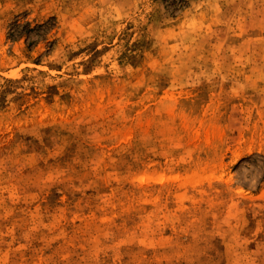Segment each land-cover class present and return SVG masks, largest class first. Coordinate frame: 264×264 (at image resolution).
I'll return each instance as SVG.
<instances>
[{
  "label": "rangeland",
  "instance_id": "rangeland-1",
  "mask_svg": "<svg viewBox=\"0 0 264 264\" xmlns=\"http://www.w3.org/2000/svg\"><path fill=\"white\" fill-rule=\"evenodd\" d=\"M0 264H264V0H0Z\"/></svg>",
  "mask_w": 264,
  "mask_h": 264
}]
</instances>
